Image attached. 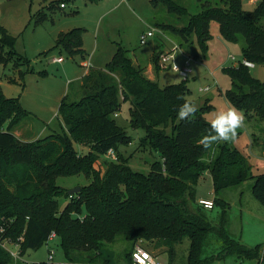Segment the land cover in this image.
Instances as JSON below:
<instances>
[{
	"label": "trees",
	"instance_id": "trees-1",
	"mask_svg": "<svg viewBox=\"0 0 264 264\" xmlns=\"http://www.w3.org/2000/svg\"><path fill=\"white\" fill-rule=\"evenodd\" d=\"M158 1L181 18L189 17L182 28L163 25L183 40L189 41L195 34L206 49L210 24L216 21L226 41L236 43L245 38L244 59L264 64V0L251 10L244 8L243 0H221L222 5L206 2L195 15L174 0H152ZM62 4L65 7L64 1ZM83 32L81 28L60 32L56 47L72 57L85 55ZM15 41L0 23V64L16 58ZM157 57L153 58L155 65ZM22 60L16 58L15 65L19 67ZM224 71L232 79L226 92L230 104L247 117L264 120V82L253 77L242 62ZM80 85L79 99L70 100L67 94L60 103L61 131L30 141L18 138L13 131L26 115L19 98L7 97L0 90V225L6 228L7 237L20 243L22 260L18 264H56L23 259L29 250H38L47 242L53 232L66 255L63 264H111L103 258V246L121 238L131 245L127 264L132 263L137 242L166 247L169 264H173L175 246L186 237L191 241L188 264H208L213 258L203 257V252L212 232L219 233L228 252L259 257L258 248L249 250L226 233L228 203L218 194L253 179V194L264 204V173L254 174L248 157L231 142L218 143L209 150L197 143L209 129L205 113L212 105L207 101L190 122L177 118L179 106L189 99L187 79L161 86L119 46L106 67L89 70ZM124 101L131 103V125L145 130L140 145L161 156L149 174L134 171L129 157L119 150L133 140L113 118ZM76 143L88 147V153H80ZM112 148L118 160H102ZM205 172L213 180L214 207L222 209L219 225L212 224L206 208L197 201L196 186ZM77 176H83L87 183L77 182L70 188L58 184L60 177ZM76 187L81 190L69 195ZM64 195L70 201L60 209L58 199ZM14 263L0 245V264Z\"/></svg>",
	"mask_w": 264,
	"mask_h": 264
},
{
	"label": "rangeland",
	"instance_id": "rangeland-1",
	"mask_svg": "<svg viewBox=\"0 0 264 264\" xmlns=\"http://www.w3.org/2000/svg\"><path fill=\"white\" fill-rule=\"evenodd\" d=\"M62 1L65 2V7L61 6ZM174 1L187 7L190 15L199 13L206 2L222 5L221 0ZM243 4L245 9L252 8L249 0H243ZM188 21L189 17L181 18L177 13L170 12L162 1L153 3L152 0H0V23L16 37L13 50L16 58L23 59L19 67L15 65L16 58L7 64H0V90L7 97L19 98L26 110V115L18 126L27 131L28 137L36 136L37 139L43 140L61 131L60 103L67 94L70 100L81 97L80 84L87 68L88 72L91 69H104L118 47L122 46L128 50L132 59L135 55L141 56L139 64L145 67V75L149 79L157 80L161 86L178 83L184 78L177 72L167 69L171 61L161 65V54L166 52L159 53L161 50L174 49L177 45L180 48L173 50L172 53L178 65L182 66L187 56L191 58L192 73L187 78L189 99L197 108L203 107L207 101L212 105L205 113V119L210 122L217 110L232 106L226 98V92L232 87V79L224 68L237 66L243 61L246 40L242 36L236 43L226 41L219 33V23L212 21L211 35L206 42V49H203L195 34L190 36L189 41H185L170 28L163 27L171 24L182 28ZM74 28H81L84 31L85 55L72 57L56 47L59 33ZM152 29L155 35L142 44L141 34ZM156 54L158 67L153 61ZM53 57H62L63 61L53 62ZM147 62L153 66L150 74L147 72ZM250 73L264 82V64H256L250 68ZM81 77L82 79H79ZM206 86H210V90L200 91ZM130 108V101H124L120 110L113 116L117 124L133 139L130 145H122L119 150L124 157H129V165L134 171L149 174L152 164L161 161V156L156 150L140 145L145 130L131 125ZM244 116V125L237 130V136L231 143L248 157L252 172L262 174L264 120L247 117L245 114ZM75 146L80 153L89 151L88 147L81 144L76 143ZM105 158L102 157V160ZM77 182L86 184L87 180L83 176L58 178V184L65 188L73 187ZM253 184V179L247 180L223 189L218 197L228 203L225 222L228 236L249 250L258 248L259 257L247 258L228 252L229 248L223 238L219 233L212 232L203 252V257L213 258L208 264H264V204L254 196ZM196 190L197 200L216 197L209 172L202 175ZM58 200L60 209H63L70 198L64 195ZM221 210L218 205L213 209H206L213 225L221 223ZM190 243V238L186 237L183 242L176 244L173 264H188ZM143 245L156 256L158 264H169L170 255L166 247L157 246L155 243ZM130 247V242L123 238L116 243H105L102 249L103 258L109 260L111 264H127L126 253ZM52 250L54 258L48 261L49 252ZM23 259L30 263L67 262L58 238L48 240L38 250H29Z\"/></svg>",
	"mask_w": 264,
	"mask_h": 264
},
{
	"label": "built area",
	"instance_id": "built-area-1",
	"mask_svg": "<svg viewBox=\"0 0 264 264\" xmlns=\"http://www.w3.org/2000/svg\"><path fill=\"white\" fill-rule=\"evenodd\" d=\"M252 2H258L260 0H251ZM64 7V4L61 5ZM154 34V29L149 30L147 32H143L140 36V41L142 44H145L149 38L153 37ZM174 49H171V51L166 52L165 54H161V59L160 63L168 62L171 61L172 63L167 67V69H171L175 72H177L181 77L184 79H187L190 74L192 73L191 69V58L187 56L184 64L182 66L178 65L175 61V55L172 53L173 50L179 49L180 47L175 45ZM53 62L59 63L63 61L62 57H53L52 58ZM242 63L249 67L252 68L256 64L250 60L243 59ZM210 90V86H206L204 88H201L200 91H208ZM105 157L109 160L112 161H117L118 157L115 152V150L109 149L108 152L106 153ZM198 204L201 205L202 207L206 209H213L214 208V200L213 199H208V198H200L197 200ZM6 228L2 225H0V245L5 248L14 258L15 263L18 264L19 260H22L21 257V246L20 243L14 242L11 240L9 237L6 236ZM56 238V233L53 232L49 237L48 240ZM54 258V250L49 252V259L48 261H52ZM131 264H158L156 260V256L149 251L143 244L142 242H137L134 246L133 253H132V263Z\"/></svg>",
	"mask_w": 264,
	"mask_h": 264
},
{
	"label": "clouds",
	"instance_id": "clouds-1",
	"mask_svg": "<svg viewBox=\"0 0 264 264\" xmlns=\"http://www.w3.org/2000/svg\"><path fill=\"white\" fill-rule=\"evenodd\" d=\"M198 108L191 99H186L177 110V118L182 121H191ZM244 114L235 106L217 110L209 122V129L197 141L205 150L213 148L218 143L234 141L237 130L243 127Z\"/></svg>",
	"mask_w": 264,
	"mask_h": 264
},
{
	"label": "crops",
	"instance_id": "crops-1",
	"mask_svg": "<svg viewBox=\"0 0 264 264\" xmlns=\"http://www.w3.org/2000/svg\"><path fill=\"white\" fill-rule=\"evenodd\" d=\"M257 2H252L251 0H249V4L252 6V8L251 9H253L254 8V6H255V4H256ZM243 6H244V4H243ZM251 9H248V10H251ZM169 51H171L170 49L167 51V50H161V51H159V53H161V52H169ZM152 57H153V55H152ZM135 58V59H134ZM133 59L135 60L134 62L136 63H140V61H139V58H141V56H137V55H135V57H134ZM59 63H61V62H59ZM136 63V64H137ZM147 72L150 74L151 73V71H152V69H153V66L151 65V63H149V62H147ZM88 69L89 68H87V71H85V74H84V76L87 74V72H88ZM163 70V69H162ZM161 70V71H162ZM160 71V72H161ZM160 72H159V74L158 75H160ZM79 79H82V77L81 78H79ZM14 133L16 134V136L18 137V138H20V139H22V140H25V141H30V140H35V139H37L36 138V136H34V137H28L27 136V131L25 130V129H23V128H20L18 125L14 128ZM145 246V245H144ZM146 247V246H145ZM149 250V249H148ZM150 251V250H149Z\"/></svg>",
	"mask_w": 264,
	"mask_h": 264
},
{
	"label": "water",
	"instance_id": "water-1",
	"mask_svg": "<svg viewBox=\"0 0 264 264\" xmlns=\"http://www.w3.org/2000/svg\"><path fill=\"white\" fill-rule=\"evenodd\" d=\"M80 190H81V187L73 188V189L69 190V195L76 194V193H78Z\"/></svg>",
	"mask_w": 264,
	"mask_h": 264
}]
</instances>
